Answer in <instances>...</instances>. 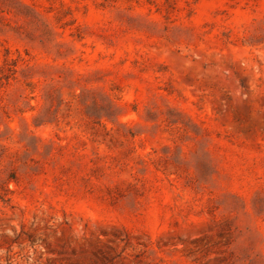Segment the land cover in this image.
<instances>
[{
	"label": "rangeland",
	"instance_id": "374dc122",
	"mask_svg": "<svg viewBox=\"0 0 264 264\" xmlns=\"http://www.w3.org/2000/svg\"><path fill=\"white\" fill-rule=\"evenodd\" d=\"M0 264H264V0H0Z\"/></svg>",
	"mask_w": 264,
	"mask_h": 264
}]
</instances>
